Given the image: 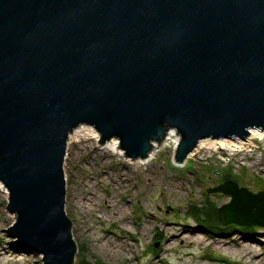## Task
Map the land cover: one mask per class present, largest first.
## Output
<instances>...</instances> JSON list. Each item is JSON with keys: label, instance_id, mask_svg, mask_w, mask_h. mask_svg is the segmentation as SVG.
Instances as JSON below:
<instances>
[{"label": "water", "instance_id": "1", "mask_svg": "<svg viewBox=\"0 0 264 264\" xmlns=\"http://www.w3.org/2000/svg\"><path fill=\"white\" fill-rule=\"evenodd\" d=\"M86 125L146 159L169 132L184 163L202 140L264 131V0H0V181L14 247L74 264L70 133ZM223 225L264 227V191L236 181Z\"/></svg>", "mask_w": 264, "mask_h": 264}, {"label": "rangeland", "instance_id": "2", "mask_svg": "<svg viewBox=\"0 0 264 264\" xmlns=\"http://www.w3.org/2000/svg\"><path fill=\"white\" fill-rule=\"evenodd\" d=\"M159 146L153 162L136 166L109 153L100 139H68L65 210L77 245L74 264H256L255 258L264 264V227L223 225L218 211L231 196L209 192L229 180L264 191V142L218 150L199 144L182 164L172 141ZM9 201L0 190V264H43L40 255L14 247L8 229L17 216L8 212ZM175 221L201 230L207 240H250L254 246L186 248L177 240L164 253L173 234L167 224Z\"/></svg>", "mask_w": 264, "mask_h": 264}, {"label": "bare ground", "instance_id": "3", "mask_svg": "<svg viewBox=\"0 0 264 264\" xmlns=\"http://www.w3.org/2000/svg\"><path fill=\"white\" fill-rule=\"evenodd\" d=\"M89 136L91 139H100V134L99 132L91 127V126H80L78 128H76L71 134H70V138H69V142L71 143H76L79 140L85 138ZM179 135L176 134V132L172 131L169 132L168 136L166 137L165 140H163L162 143L165 144V142L167 143L168 141H172L174 143L175 146V154L177 152L178 146H179V142H180V138H178ZM259 140L264 142V132L260 131V130H252L251 134L249 135V137L245 140H239V139H219V140H210V139H206V140H202L200 142V145H206L208 146V148L212 149V150H218L221 148L224 149H231L232 147H238L241 148V146L243 144H253L255 140ZM162 143H154L156 148L155 150L152 151V153L146 158V159H137L135 161H132L136 166L138 165H146L148 163H151L154 161V153L159 149V145ZM240 145V146H239ZM103 147L108 150L109 153H113L116 154L118 156H122L125 159H128L125 155V152L120 148V141L117 139H113L110 141L105 142V144H103ZM131 160V159H130ZM0 190H2V192L5 194L6 197H9V190L8 188L4 185L3 182L0 181ZM167 228L169 232H173V234L169 235L168 237V245L169 247H167L165 249L164 253H169L170 249H173V246L175 244V242L177 240L181 241L182 244H184V246H188L186 248H192L194 245L195 246H210V244L214 245V249L217 248H223V247H227L229 245H231L232 243H234L235 246H239L241 248L244 249H249L251 247H253L254 245H252V241H243L240 243H237L235 241H228L227 239H214V238H210V240L205 239L204 237L200 236L199 233H201V230H196L193 228V226H190L188 224L185 223H178L177 221L172 222L171 224H167ZM201 229V227H199ZM203 230V229H202ZM203 232V231H202ZM171 246V247H170ZM238 251H242V250H238ZM244 252V251H243ZM250 258H254L252 257V255H250ZM256 260V264H261L258 258H255ZM225 263H227L226 261H224Z\"/></svg>", "mask_w": 264, "mask_h": 264}]
</instances>
